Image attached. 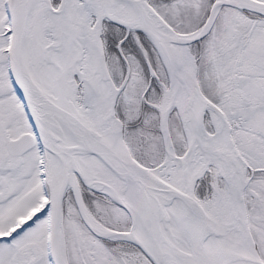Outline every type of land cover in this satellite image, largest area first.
Segmentation results:
<instances>
[{
	"label": "snow or ice",
	"instance_id": "obj_1",
	"mask_svg": "<svg viewBox=\"0 0 264 264\" xmlns=\"http://www.w3.org/2000/svg\"><path fill=\"white\" fill-rule=\"evenodd\" d=\"M0 264H264V0H0Z\"/></svg>",
	"mask_w": 264,
	"mask_h": 264
}]
</instances>
